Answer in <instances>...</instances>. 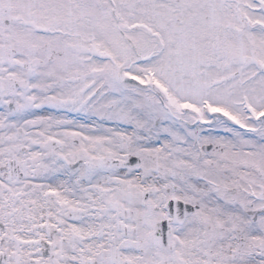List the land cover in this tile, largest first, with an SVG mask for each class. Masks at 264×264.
<instances>
[{
	"label": "snow or ice",
	"instance_id": "1",
	"mask_svg": "<svg viewBox=\"0 0 264 264\" xmlns=\"http://www.w3.org/2000/svg\"><path fill=\"white\" fill-rule=\"evenodd\" d=\"M0 264H264V0H0Z\"/></svg>",
	"mask_w": 264,
	"mask_h": 264
}]
</instances>
